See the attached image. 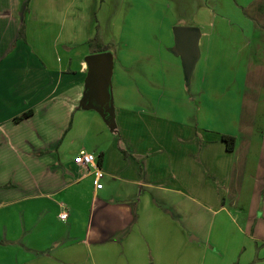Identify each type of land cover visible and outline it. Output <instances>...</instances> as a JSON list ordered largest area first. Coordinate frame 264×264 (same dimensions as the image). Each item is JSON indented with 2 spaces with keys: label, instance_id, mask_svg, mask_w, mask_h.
<instances>
[{
  "label": "crops",
  "instance_id": "1",
  "mask_svg": "<svg viewBox=\"0 0 264 264\" xmlns=\"http://www.w3.org/2000/svg\"><path fill=\"white\" fill-rule=\"evenodd\" d=\"M255 1L162 0L160 23L150 28L155 32L142 35L146 43L141 44L154 40L164 45V54L143 52L141 65L124 66L117 52L105 51L112 54L113 70L111 107L104 111L86 100L87 58L96 53L76 46L86 49L93 39L98 45L115 39L129 46L128 32L133 35L136 27L133 5L127 2L133 1L122 0L124 10L114 0L104 17L97 0H45L43 25L52 24L51 13L59 18L50 47L53 65L20 34L24 25L33 30L44 1L0 0V171L8 173V159L14 157L16 172L26 181L22 186L0 183V264H178L175 248L181 241L202 239L200 208L231 218L227 198L232 190L239 200L249 190V206L234 201L233 207L243 215L239 230L253 252L244 260L243 245L234 264H264V134L240 141L238 134L212 130L198 118L208 78H248L254 45L264 46L263 28L247 12ZM105 24L116 31L113 38L100 34ZM176 26L201 31L200 58L189 89L181 57L171 52ZM59 43L66 58L59 54ZM159 55L161 60L167 56L170 69L164 62L149 64ZM134 69L150 78L147 86L159 90L144 94L143 110L116 102V91L121 97L133 94L127 81L131 84L128 74ZM157 73L159 81L152 77ZM168 78L175 81L168 83ZM242 82L236 81L239 89ZM30 110V117L16 121ZM76 122H81L77 129ZM237 125L241 127V118ZM229 133L236 138L234 152L222 140ZM80 151L97 157L104 171L99 182L93 169L90 175L80 174L73 162ZM218 207L213 213L211 208Z\"/></svg>",
  "mask_w": 264,
  "mask_h": 264
},
{
  "label": "rangeland",
  "instance_id": "2",
  "mask_svg": "<svg viewBox=\"0 0 264 264\" xmlns=\"http://www.w3.org/2000/svg\"><path fill=\"white\" fill-rule=\"evenodd\" d=\"M43 5L40 6L39 10L41 11V15L36 18V20L32 23L33 30H29L27 25L24 26L23 37H26L28 40V44L32 49L34 46L39 49L41 54H44L45 58L51 59L49 63L55 65L56 56L53 55V51H51V45L54 40L57 38L58 34V21L59 18L56 14L51 13L48 20L50 21L49 26L43 25L45 23L41 19L42 10H44L47 6V2L42 0ZM99 1V5H98ZM114 0H97V6L100 7L99 12L104 17H109L110 9L113 7ZM120 2L121 9L126 10L123 5H121L122 0H116ZM133 2H127L130 5H133L134 9V25L136 29L135 33L131 35L130 31L128 32L129 39H127V43L129 46L123 45L118 40H112V44H108L107 48L109 50H113L118 53V56L121 61V65H138L142 64L140 60L143 58L144 53H158L162 51L164 54V45L162 48L159 43L152 40L153 44H145V40L142 41L143 36H147L148 34H152L155 31L150 30V28L157 26L160 21L157 16V12L159 10L160 4H162V0H132ZM29 4V3H28ZM101 5V6H100ZM28 6V5H27ZM51 6H49L50 8ZM147 8H149L150 12H147ZM248 15L251 17L252 21L255 22L257 28L260 26L263 29L260 30L264 34V0L255 1L252 6L247 10ZM80 17V18H79ZM77 19H82V14H77ZM34 25V26H33ZM140 25L144 26V29H138ZM30 28V27H29ZM133 31V30H131ZM100 34L105 36L106 38H113L116 34V31L112 28H108V24H105V27L101 29ZM120 31H117V34ZM157 33V32H156ZM262 40V39H261ZM62 41V40H61ZM94 44L91 48L87 46L86 49H82V46H76V49L80 52L88 51L90 54L95 51L94 48H98L95 44H99V40H91ZM264 41V39H263ZM124 42V44H125ZM110 43V42H109ZM256 43V42H255ZM254 43V44H255ZM59 46V54L66 58L65 51L66 48L60 43ZM54 49V48H53ZM257 49V50H256ZM260 51V52H259ZM259 52V54H258ZM57 54V53H56ZM124 54V55H123ZM162 54V55H163ZM55 56V57H54ZM54 57V62L52 61ZM160 60L156 62H151L149 64L160 66L164 62L167 64L168 69L171 68L172 63L167 59V56L164 55L161 60V55H159ZM235 64V63H234ZM121 65H118L119 67ZM202 61L199 64L201 68ZM198 68V71L200 70ZM141 69H134L129 72V76H132L131 84L127 81V86H131L130 93L132 95L119 96V92L117 93V101L127 102L132 106L137 107L138 109L134 110H143V96L144 94H151L152 96L155 94V87L147 86V81L150 82V78H143L140 75ZM118 71V68H117ZM157 72V70L153 67V73ZM248 78L238 77H216V78H208L207 87L203 89V96L199 100L200 106L203 107V110L200 112L199 110V123L201 125H207L212 130L215 131H226L233 132L240 136L241 140H247L250 136H253L254 139H259V137L264 134V46H262L259 42L254 45L253 55L250 58L247 67ZM152 77L155 81L158 80V73L153 74ZM194 77V81H195ZM153 81V79H151ZM168 83H172L175 80L168 78ZM245 80V85L242 82ZM236 81L242 82L243 86L239 89L241 84H237ZM186 85V83H185ZM191 85V83H190ZM190 85H186L187 89H189ZM195 85V82H193ZM189 86V87H188ZM168 88V87H167ZM241 90V91H240ZM137 94H135V92ZM139 92V93H138ZM237 95V96H236ZM168 96H171L168 91ZM174 97V95H173ZM124 98V99H121ZM82 112V110H81ZM79 112V113H81ZM237 118H241V127L237 125ZM81 122H76L74 124L75 129L80 126ZM107 135L111 137L110 131L107 130ZM231 134V133H229ZM235 136L234 134H231ZM117 143L120 142L123 145L120 137H117ZM110 140L107 141L106 145L110 144ZM244 142L239 144L238 152L240 153L244 150ZM237 152V155H238ZM18 160L16 158L8 159V173L0 171V183L2 182H11L20 184L21 186L24 184L25 179L23 178V174L20 175V172L17 173L18 169ZM25 174V173H24ZM30 177V174H27ZM227 210L229 211V215L231 218H228L227 213L220 212L216 214H210L206 209L200 208L198 217V235L202 237L201 240L191 241L192 237H185L183 241L175 248V262L178 264H234L236 259L238 258V254L240 252L241 247L244 245L246 252L244 253V260H248L250 249H252L251 242L247 239H243V235L239 230V226H244V221L241 219L243 216L239 213V209L233 207L234 201H236L239 207L246 205V208L249 206V190L242 195L239 200V193L236 190H232L227 198ZM214 211H218V208H211ZM198 237V236H197ZM260 249L264 250V246H260ZM107 261L110 263V257L108 256ZM257 263V262H256ZM255 264V263H252Z\"/></svg>",
  "mask_w": 264,
  "mask_h": 264
},
{
  "label": "water",
  "instance_id": "3",
  "mask_svg": "<svg viewBox=\"0 0 264 264\" xmlns=\"http://www.w3.org/2000/svg\"><path fill=\"white\" fill-rule=\"evenodd\" d=\"M175 45L171 52L181 57L185 82L191 79L200 58L199 42L201 31L198 27L176 26L173 29ZM89 74L86 87V100L99 110L108 111L111 107V77L113 70L112 54L101 52L88 56Z\"/></svg>",
  "mask_w": 264,
  "mask_h": 264
},
{
  "label": "built area",
  "instance_id": "4",
  "mask_svg": "<svg viewBox=\"0 0 264 264\" xmlns=\"http://www.w3.org/2000/svg\"><path fill=\"white\" fill-rule=\"evenodd\" d=\"M73 162L79 167L81 175H90L92 174L93 169L97 182H99L104 177V171L99 165L97 157L93 153H89L87 151H80L74 157ZM67 218V213L61 214L62 220H66Z\"/></svg>",
  "mask_w": 264,
  "mask_h": 264
},
{
  "label": "trees",
  "instance_id": "5",
  "mask_svg": "<svg viewBox=\"0 0 264 264\" xmlns=\"http://www.w3.org/2000/svg\"><path fill=\"white\" fill-rule=\"evenodd\" d=\"M25 26V25H24ZM24 26L22 27L21 29V37H23V32H24ZM94 44L92 43V41L90 42L89 46L91 48H93ZM96 46H99L98 48H94L95 51H93V53H98V52H105L108 50L107 46L106 45H98V44H95ZM33 114V110H30L24 114H22L20 117L16 118V121H22L28 117H30L31 115ZM222 140L224 143H226V149L229 151V152H234L235 149H236V138L234 136H229V135H223L222 136ZM124 152V155L127 156V154ZM10 185H6L5 188H8Z\"/></svg>",
  "mask_w": 264,
  "mask_h": 264
}]
</instances>
